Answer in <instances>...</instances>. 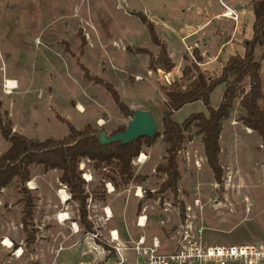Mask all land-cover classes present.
<instances>
[{
    "label": "rangeland",
    "instance_id": "374dc122",
    "mask_svg": "<svg viewBox=\"0 0 264 264\" xmlns=\"http://www.w3.org/2000/svg\"><path fill=\"white\" fill-rule=\"evenodd\" d=\"M222 1L233 9L238 7L232 0ZM244 1L250 3L251 11L242 24L243 38L221 48L231 40L239 15L237 22L223 19L218 0H0L1 110L14 132L35 141L63 138L68 133L66 123L79 131L90 126L108 137L125 130L138 111L151 114L157 133H161L165 91L181 79L183 67L193 63L194 52L201 56V63L203 53L207 56L201 69L211 76L219 74L229 55H243L253 22L251 0ZM191 4L196 6L192 13L186 11ZM140 14L153 26L156 23V34L167 43L175 65L171 73L150 70V59L156 57L158 48L140 22ZM207 19L211 24L202 34L186 39L187 28ZM187 47H192L190 52ZM254 57L261 64L264 94V47H257ZM8 80L17 83L10 94L3 90ZM105 85L116 93L124 111ZM244 86L247 88V82ZM224 89L225 85H219L210 94L211 107L219 106ZM259 105L264 109V99ZM195 113L206 114L201 102L183 106L171 118L182 123ZM243 114L236 100L229 117L222 121L218 161L223 173L219 184L207 166L201 136L195 134L194 127L187 130L191 140L184 143L176 158V198L170 191L159 194L165 181V176L156 172L165 155L162 136L153 139L149 147L141 142L137 158L143 155L145 160L140 165L137 158L132 161L133 176L128 184L118 177L109 181L110 167L95 170L91 162L82 160L79 170L89 196L86 220L92 225L90 233L99 234L95 243L85 239L78 224V205L59 183L60 173L32 166L31 180L25 186L34 203L33 242L27 243L22 229L23 205L13 180L0 190V243L8 238L14 245L7 250L0 244V264H53L56 259L57 264H105L100 248H107L108 231L117 229L122 237L126 232L131 237L143 234L135 226L142 213L147 217L145 234L159 236L173 249L189 208L194 225L202 223L208 229L209 243L264 242V150L259 136L242 124ZM7 148L0 135V155ZM108 183L114 188L112 194L106 191ZM136 187L142 190L141 198L135 196ZM60 191L67 196L64 202ZM197 200L202 207H194ZM103 208L112 213L108 222L102 219ZM60 214L66 219L61 221ZM72 223L78 226V233H74ZM17 246L23 253L18 261L13 255Z\"/></svg>",
    "mask_w": 264,
    "mask_h": 264
},
{
    "label": "trees",
    "instance_id": "16d2710c",
    "mask_svg": "<svg viewBox=\"0 0 264 264\" xmlns=\"http://www.w3.org/2000/svg\"><path fill=\"white\" fill-rule=\"evenodd\" d=\"M251 8L252 36L244 41L243 55L229 56L219 74L211 76L199 68L198 64L202 58L194 52L193 63L185 65L181 79L165 91L166 114L161 120L162 132L156 133L153 138H139L124 145L120 143L102 145L98 141L95 129L85 126L79 131L66 123L68 133L63 138L35 141L13 131L9 118L1 110L0 102V135L8 143L7 150L0 155V190L13 180L17 182L23 205L21 224L28 244L33 242L30 226L34 203L31 191L25 184L31 180L32 166H41L46 172L56 170L60 173L59 183L66 187L70 199L77 203L78 224L83 233L87 234L91 232L92 225L86 220V202L89 196L84 191L85 182L81 177L82 171L79 170L82 160L91 162L95 170L110 167L112 175L106 176L109 181L115 182V178L118 177L123 184H128L133 176L131 164L140 154L141 142L145 141L149 147L153 139L162 136L166 149L163 163L156 167V172L163 174L165 181L160 185L159 194L170 191L176 198L179 180L176 158L184 143L191 140L186 134L187 130L194 127L195 134L201 136L207 166L213 174L214 181L219 184L223 173L218 161L222 121L229 117L236 100L244 112L241 116L242 124L259 136L264 150V109L259 105L264 99L263 81L261 64L254 57L255 49L264 47V0H251ZM139 18L151 42L158 48L156 57L150 59V70L171 73L175 65L167 52L166 44L159 39L153 24L144 15L140 14ZM245 82L247 88L244 86ZM219 85H225V89L219 106L213 108L210 106V94ZM107 89L119 109L124 111V105L116 93L109 86ZM195 102L204 105L206 114H191L182 123L172 120L174 112ZM123 131L117 130L114 134ZM91 197L96 199L97 195L91 193Z\"/></svg>",
    "mask_w": 264,
    "mask_h": 264
},
{
    "label": "built area",
    "instance_id": "2783aa9c",
    "mask_svg": "<svg viewBox=\"0 0 264 264\" xmlns=\"http://www.w3.org/2000/svg\"><path fill=\"white\" fill-rule=\"evenodd\" d=\"M223 12L221 17L226 20L237 22L238 16L235 9L226 5L222 0H218ZM193 47H198L197 43ZM188 52L192 47L186 48ZM17 86V83L15 82ZM3 90L6 94H10L13 89L7 85L5 81ZM143 155L136 159V164L140 165L144 162ZM108 194L114 192V188L110 183L106 184ZM135 196L142 197V190L136 187ZM194 207L200 208V202H194ZM109 212H108V211ZM191 208L187 210L186 221L183 229L179 233L173 249L168 248V244L164 243L159 236H147L144 232L147 225V217L142 213L136 221L135 226L143 234L137 237H131L126 232L122 237L117 229L109 230L108 236L105 238L104 244L101 245L100 251L104 256L105 264H264V242H235L226 245L209 243L206 232L208 229L204 224L200 223L196 228L192 217L189 214ZM102 213L104 222H108L112 218L109 208H103ZM102 216V217H103ZM164 222H161L163 225ZM74 233H78L79 229L76 223L71 224ZM98 233H88L85 239L95 243L98 240ZM5 240H1V246L7 250H11L14 245L10 241L9 245L5 244ZM20 249L14 250V257L18 255Z\"/></svg>",
    "mask_w": 264,
    "mask_h": 264
},
{
    "label": "water",
    "instance_id": "95a60500",
    "mask_svg": "<svg viewBox=\"0 0 264 264\" xmlns=\"http://www.w3.org/2000/svg\"><path fill=\"white\" fill-rule=\"evenodd\" d=\"M156 133L157 125L151 114L146 111H138L134 114V117L123 132L108 137L102 132H98L96 135L98 136L99 143L102 145L111 143L124 145L132 143L139 138H153Z\"/></svg>",
    "mask_w": 264,
    "mask_h": 264
},
{
    "label": "crops",
    "instance_id": "0c3cea01",
    "mask_svg": "<svg viewBox=\"0 0 264 264\" xmlns=\"http://www.w3.org/2000/svg\"><path fill=\"white\" fill-rule=\"evenodd\" d=\"M232 1H234V2H237L238 3V7H236V8H234L235 10H236V12L238 13V15H239V22H238V24L235 26V28L231 31V40H229L227 43H225V44H223L222 46H221V48L223 47H226L227 45H229V44H231V42L232 41H234V40H238V39H242L243 38V34H244V32H245V25L244 26H242V24L243 23H245L246 24V21H245V16L247 15V13H249L251 10H250V3L249 2H246V1H244V0H232ZM225 2H226V0H225ZM227 3V2H226ZM195 9H196V6H193L192 4L191 5H189L188 7H187V9H186V11L187 12H194L195 11ZM201 11V10H200ZM219 15V14H218ZM215 16L216 15H214L212 18L210 17V16H206L207 18L208 17H210V20L211 21H213V19H215ZM210 20L209 19H207L205 22H203V24H201V25H198V26H196L195 28H187V31H186V33H188L187 34V37H186V39H190V38H192V37H195V36H197L198 34H202L205 30H206V28L208 27V26H210V24H211V22H210ZM153 22V21H152ZM154 23V26L156 27V23L155 22H153ZM252 24H253V22H252ZM251 28H252V26H251ZM220 34L221 35H224V31H220ZM252 35V34H251ZM165 41V40H164ZM198 41H195L194 43H197ZM165 43H166V41H165ZM167 44V43H166ZM167 48H168V46H167ZM169 52V51H168ZM207 53V52H206ZM169 54H170V52H169ZM203 59L205 60L206 59V55L203 53ZM229 56H231V55H229ZM205 57V58H204ZM204 60H203V63H200V64H198V66H199V68L201 69V68H203L204 67V65L206 64L205 62H204ZM213 60H214V58L213 59H211V61L210 62H213ZM202 70V69H201ZM9 81V80H8ZM13 81V80H12ZM4 239H8V238H4ZM9 241H11L10 239H8ZM12 242V241H11ZM4 248V247H3ZM20 249V251H22V247H20V246H17L16 247V249ZM23 254V253H22ZM22 256V255H21ZM20 258V257H19ZM14 259L16 260V261H18V257H14ZM57 262V259L55 260V262L53 263V264H57L56 263ZM17 264H22V263H17Z\"/></svg>",
    "mask_w": 264,
    "mask_h": 264
},
{
    "label": "bare ground",
    "instance_id": "6f19581e",
    "mask_svg": "<svg viewBox=\"0 0 264 264\" xmlns=\"http://www.w3.org/2000/svg\"><path fill=\"white\" fill-rule=\"evenodd\" d=\"M7 82V85L9 86V87H12V89L13 90H15L16 88H17V86L15 85V81H6ZM143 157V158H142ZM141 158L142 159H144V156H142ZM59 195H60V197H61V200L64 202L66 199H67V196H66V194L64 193V192H62V191H60L59 192ZM108 211V210H107ZM109 212V211H108ZM59 219L61 220V221H63V220H65L66 219V215H63V214H60L59 215ZM196 228H198L197 226H195ZM9 241H5V244H9L8 243ZM20 254V253H19ZM18 254V255H19Z\"/></svg>",
    "mask_w": 264,
    "mask_h": 264
}]
</instances>
